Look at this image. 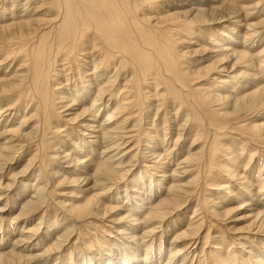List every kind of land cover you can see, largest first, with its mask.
<instances>
[{
  "label": "bare ground",
  "instance_id": "1",
  "mask_svg": "<svg viewBox=\"0 0 264 264\" xmlns=\"http://www.w3.org/2000/svg\"><path fill=\"white\" fill-rule=\"evenodd\" d=\"M0 59V264H264V0H0Z\"/></svg>",
  "mask_w": 264,
  "mask_h": 264
},
{
  "label": "rangeland",
  "instance_id": "2",
  "mask_svg": "<svg viewBox=\"0 0 264 264\" xmlns=\"http://www.w3.org/2000/svg\"><path fill=\"white\" fill-rule=\"evenodd\" d=\"M249 1H251V0H249ZM249 4V3H248ZM231 27H233V26H231ZM243 32V29L241 30H239V28H238V26H236L235 27V31L234 32ZM205 47V46H204ZM207 47V46H206ZM208 48H209V46H208ZM208 48H206V49H208ZM184 50V49H183ZM193 50L194 49H189V48H186V50H184L185 52L187 51L188 53H190L186 58V60H196V59H200V58H198L199 56L201 57V53H197V54H194V55H191V53L193 52ZM1 60V59H0ZM212 60H214V59H212ZM8 62H6L4 65H0V68H2V70L0 69V73L1 72H3L4 71V69L5 68H7L8 67ZM207 64H209V61H202L201 59L197 62V65H198V68H200V67H203V66H205V65H207ZM15 65V63H13L12 64V66H11V68H9V70L8 71H10L12 68H13V66ZM225 65V64H224ZM5 66V67H4ZM15 69H16V67H15ZM171 138H173V140H174V136H172V137H170V139ZM183 139L181 138L180 139V145H183L185 148H187V145H189V139H187L186 141H183ZM172 142V141H171ZM182 143V144H181ZM170 145H171V143H170ZM250 146V145H249ZM248 148V147H247ZM250 148H252V147H250ZM258 149H261L262 150V147H260V148H258ZM247 150H252V149H247ZM260 154V155H259ZM258 159V163H261L262 162V157H263V155H262V151H259V153L257 154V156H256ZM260 157V158H259ZM19 170V167H17L16 169H14V171L15 172H17ZM13 171V172H14ZM213 189V188H212ZM209 192H211V189L210 190H207L206 191V194L207 193H209ZM217 201H219V200H217ZM193 202H195L194 200L193 201H191L190 203H189V206L191 207V206H194V204L195 203H193ZM148 206V205H147ZM264 207V206H263ZM262 209H264V208H262ZM184 210H182L181 212H183ZM190 211V212H189ZM243 212H245V211H243V210H241V211H237L236 213H234V215H235V217L236 218H240L241 216H246L247 215V212L244 214ZM120 214H122V213H120ZM179 213H177V215H178ZM190 216H191V210H188V211H186V215H184V216H181V217H183V218H177L176 219V222L173 224V225H170V227H173V231H175V230H178V224H179V219H181V221H182V223L180 224V225H182L183 226V224L185 223V222H187V219H189L190 218ZM195 220V219H194ZM89 221H92V220H89ZM230 221V220H229ZM251 220H248V219H246V220H241V221H235L234 223L232 222V223H227L228 221H226L225 223H226V225H225V223L223 222L222 223V225H221V222H219V221H217V223H215L216 225H217V227H219V228H223V227H225V226H227V227H233V225H235L236 227H239V228H241V227H244V226H246L249 222H250ZM106 223V222H105ZM137 224V223H136ZM121 225H123V224H118V225H115V227H119V226H121ZM106 226H110V228H113V224H111V223H109V222H107L106 223ZM184 227H185V225H184ZM184 227H181L182 229L184 228ZM111 231V230H110ZM242 232H244V233H241V234H238V232H236V235H242L243 237L244 236H249V237H253L252 235H248V233H246L247 232V230L246 231H242ZM114 234V233H113ZM112 234V235H113ZM204 233H200V236H202ZM174 234H173V232L171 233V232H168V238H167V240H166V242H165V244H164V249H165V247H168V242L170 241V239L172 238V236H173ZM261 236H263V235H261ZM75 238H73L72 239V242H73V240H74ZM109 239V238H108ZM165 250L163 251V255L165 254ZM50 260H48V263L49 264H53V261H52V259H53V257H50L49 258Z\"/></svg>",
  "mask_w": 264,
  "mask_h": 264
}]
</instances>
